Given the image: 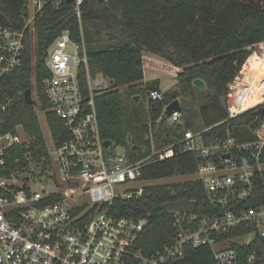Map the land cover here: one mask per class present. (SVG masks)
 <instances>
[{"label": "built area", "instance_id": "obj_1", "mask_svg": "<svg viewBox=\"0 0 264 264\" xmlns=\"http://www.w3.org/2000/svg\"><path fill=\"white\" fill-rule=\"evenodd\" d=\"M84 2L27 0L29 18L23 29L0 23V80L22 67L26 32L47 7L73 3L81 28L80 42L63 31L50 46L49 77L43 82L49 111L63 122L65 133L60 137L65 135L67 140L55 142L49 134L41 159L29 151L13 152L24 145L28 150L32 139L21 126L3 132L11 101L0 104V264H170L187 250L202 247L212 250L217 264H236V250L224 247L227 242L220 238L243 223L258 225L264 216V205L246 204L255 191L256 174L264 171V121L257 139L247 142L229 136L207 143L203 138L207 129L185 131L184 151L200 160L195 180L203 184L211 205L231 210L221 216L167 212L173 219L174 236L150 257L134 252L148 218L119 217L113 208L117 200L145 194L146 187L134 184L145 182L142 169L151 157L131 161L117 154L113 143L107 147L101 136L96 99L109 91L111 80L90 68L81 21ZM250 58L229 87L226 121L264 104V80L253 83L255 77L251 82L246 77L254 67ZM257 90L263 95L258 104ZM149 97L164 100L160 90H152ZM39 113L48 129L45 114ZM182 117V112H174L169 124H179ZM174 146L153 156L159 161L169 159ZM260 233L264 237V230ZM255 258L252 254L248 260Z\"/></svg>", "mask_w": 264, "mask_h": 264}, {"label": "trees", "instance_id": "obj_2", "mask_svg": "<svg viewBox=\"0 0 264 264\" xmlns=\"http://www.w3.org/2000/svg\"><path fill=\"white\" fill-rule=\"evenodd\" d=\"M26 1L0 0V23L23 29L29 18ZM81 21L92 72L101 73L113 84V90L96 99L101 136L129 148L127 156L131 161L151 157L142 169V181L193 176L200 161L194 153L185 152L181 144L185 131L194 127L192 118L188 116L184 124L171 125L163 115L164 108L178 96L168 91L163 93V101H153L148 96L152 90H160V86L157 81H144L146 52L181 69L176 78L185 89L188 83L201 94L207 93L209 101L198 112L202 130H208L203 134L207 143L225 141L229 136L239 142L257 139L256 132L264 121L260 114L264 104L226 121L228 113L223 99L227 101L229 87L251 57L253 48L264 43V0H85ZM63 31H69L73 40L81 41L80 23L73 3H65L60 8L47 7L35 18L33 28L26 32L22 67L0 80V104L11 101L3 119V132L15 131L21 126L32 139L28 150L24 145L13 152L29 151L37 159L44 156L46 135L38 110L45 114L48 132L55 142L68 138L60 137L65 133L63 122L49 111L43 90V82L49 77L48 49ZM196 79L204 81L207 90L195 87ZM122 89L133 98L142 95L149 98L150 123L153 127L158 125L154 136L169 146L175 145L173 157L159 161L153 156L150 142L143 140L145 133L150 131L149 124L142 126V136H137V140L126 132ZM28 90H36L39 109L26 102ZM129 136L133 145L129 143ZM255 185L246 204L260 208L264 205V171L256 174ZM145 189L141 198L117 200L113 208L119 217L148 218L133 248L144 258L150 257L174 236L173 219L170 213L163 212L164 204L183 199L195 201L198 215L221 216L231 210L223 211L211 205L203 184L196 180ZM257 226V223H243L220 238L236 250V264H264V237ZM252 233L255 237L250 243L236 242ZM252 254H256V258L249 262ZM170 264L217 263L212 250L202 247L187 250L183 258Z\"/></svg>", "mask_w": 264, "mask_h": 264}, {"label": "rangeland", "instance_id": "obj_3", "mask_svg": "<svg viewBox=\"0 0 264 264\" xmlns=\"http://www.w3.org/2000/svg\"><path fill=\"white\" fill-rule=\"evenodd\" d=\"M247 1V0H245ZM157 55L147 53L146 54V61H145V80L148 83H155L156 81L158 82L160 86V91L162 93L165 92H172L175 93L178 96V100L181 103L182 108L185 110V113L183 114V117L180 121V125L184 124L188 116L192 118V123L194 125L193 129L190 128L192 131L197 132L203 129L202 127V122L200 119V116L198 115V112L200 111L201 107L205 105L209 101V96L207 93L201 94L198 89H194L191 85L187 83V88L185 89L184 86H182L181 83L177 80V75L182 71H176L175 69H172V65L167 63L164 59L161 57H158L160 61L165 64L163 66L156 67L154 69H150L148 65V59L149 57H154ZM253 60L257 61L258 57L260 59H264V43L256 46L252 50V55ZM259 61V60H258ZM256 66V65H255ZM260 71H257V67L254 69L251 68L252 70H249L246 75L248 82H251V79L255 77V80L259 79H264V63L262 66L259 67ZM176 72V73H174ZM256 72V73H254ZM175 74V77H174ZM177 74V75H176ZM251 77V78H250ZM253 81V80H252ZM109 91L113 90V84L112 82H109ZM207 90V89H206ZM264 91V88L263 90ZM261 91V92H262ZM259 90H257V99L256 102L257 104L259 102H262V96ZM122 93V107L124 111V127L126 132L132 136L135 140H137V136L141 138V129L143 125H148V128L150 131L146 132L145 135L143 136L144 141H149L151 146H152V152L153 154L162 151L168 147L165 142L159 141L155 138L154 136V129L158 128V125L156 127L151 126L150 123V109L151 106L149 104V98L142 95L140 96V100L136 101L133 97H131L126 89L121 90ZM32 99L36 100L38 103V97H37V92L36 90L32 91L31 93ZM224 100V104L227 106L229 99L227 98V101ZM40 111L38 110V117L41 123V127L45 132L46 139H49V132L48 129L44 123V120L41 117V114L39 113ZM158 124V123H157ZM153 127V128H151ZM131 137V142L130 144L133 145V139ZM28 140V139H25ZM135 144L138 145L139 143L135 141ZM115 152L119 155H127L129 153V148L125 146H120V145H113ZM51 149V148H50ZM145 159V158H144ZM195 180L194 176H178V177H173V178H167V179H161V180H156V181H151V182H137L134 184L135 187H151V186H162V185H167V186H174L177 184H185L190 181ZM258 230H264V216L260 220V223L258 224ZM255 235L254 233L247 235L241 239H237L236 242L240 244L244 243H250L254 239ZM224 247H228L229 243H224ZM221 247V246H220Z\"/></svg>", "mask_w": 264, "mask_h": 264}, {"label": "water", "instance_id": "obj_4", "mask_svg": "<svg viewBox=\"0 0 264 264\" xmlns=\"http://www.w3.org/2000/svg\"><path fill=\"white\" fill-rule=\"evenodd\" d=\"M103 1V0H101ZM194 86L201 89V90H206V84L204 83V81H202L201 79H196L193 82ZM31 90H28L25 92V99L26 102L28 104H32L33 106H37V101L32 99V95H31ZM149 96V93H148ZM134 99L136 101L140 100V96H135ZM174 112H182V106L181 103L178 99L174 100L173 102H171L167 107H166V117L170 118L171 115ZM260 114L261 116H264V108L260 109ZM131 142V137L129 136V143ZM105 145L108 147L110 145H112L111 141H106ZM136 149V146L133 148V150ZM162 210L164 213L170 212V211H187L190 213H194L196 211V203L195 201H191V200H187V199H183V200H179L176 202H170L167 204H164L162 206Z\"/></svg>", "mask_w": 264, "mask_h": 264}, {"label": "crops", "instance_id": "obj_5", "mask_svg": "<svg viewBox=\"0 0 264 264\" xmlns=\"http://www.w3.org/2000/svg\"><path fill=\"white\" fill-rule=\"evenodd\" d=\"M146 54H147V52L144 54V73H145V69H146V67H145V61H146ZM251 58H253L252 56H251ZM251 58H250V61H251ZM262 61H264L263 59H261ZM264 63V62H263ZM148 65H149V68L150 69H154V68H156V67H159V66H163V65H165V64H163L161 61H160V59L158 58V56H154V57H149V59H148ZM173 69H175L176 71H180V69L179 68H176V67H172V69L171 70H173ZM254 69V68H253ZM174 73H176V72H174ZM254 73H256V72H254ZM177 75V74H176ZM174 77H175V74H174ZM144 81L146 82V80L144 79Z\"/></svg>", "mask_w": 264, "mask_h": 264}, {"label": "bare ground", "instance_id": "obj_6", "mask_svg": "<svg viewBox=\"0 0 264 264\" xmlns=\"http://www.w3.org/2000/svg\"><path fill=\"white\" fill-rule=\"evenodd\" d=\"M259 60V61H258ZM264 60V59H263ZM251 62H254L253 64H254V67L253 68H255V67H257V71L256 72H259L260 71V66H262L263 65V62L264 61H262L259 57H258V59H257V61L255 60H253V58H251ZM256 65V66H255ZM261 80H264V79H259L258 81L257 80H255L253 83H255V82H259V81H261ZM261 92V91H260Z\"/></svg>", "mask_w": 264, "mask_h": 264}]
</instances>
